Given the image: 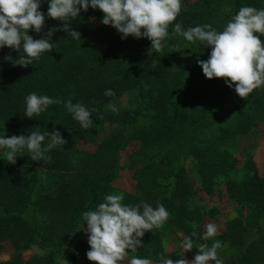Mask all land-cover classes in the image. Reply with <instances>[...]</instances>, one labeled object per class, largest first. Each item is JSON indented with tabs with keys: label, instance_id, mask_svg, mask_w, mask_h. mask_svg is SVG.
<instances>
[{
	"label": "trees",
	"instance_id": "obj_1",
	"mask_svg": "<svg viewBox=\"0 0 264 264\" xmlns=\"http://www.w3.org/2000/svg\"><path fill=\"white\" fill-rule=\"evenodd\" d=\"M48 3H41L46 17L41 33L29 31L33 39L63 27V22L47 17ZM242 6L264 9V0H182L181 12L157 55L150 40L122 39L116 29L102 24L103 13L91 7L70 21L81 40L62 30L55 32L52 52L43 53L27 68L15 65L20 53L0 49V136L55 129L67 141L46 153L50 160L32 161L25 149L15 164L0 165V253L4 241L14 250L0 264H64L68 252L90 249L87 235L78 239L82 227L87 228L83 213L113 194V168L128 141L138 143L130 156L136 193L121 194L125 205L141 201L154 208L164 205L169 212L164 227L182 239L195 231L194 246L221 241L218 255L224 264H264V175L252 168L251 174L223 182L236 215L209 240L202 239L204 220L214 213L201 204V196L213 197L217 179L233 168L226 143L264 125V86L242 99L235 85L229 88L223 79H207L197 61H206L211 48L173 31L175 23L182 30L207 24L223 31ZM89 16L98 20L94 29ZM260 39L264 43V36ZM107 89L115 95L106 96ZM33 92L71 98L96 109L92 126L82 128L63 104L26 117L25 98ZM124 93L132 95L131 107L112 111L108 105ZM103 124L117 125L118 130L92 150L85 149L82 142H91L95 127ZM179 161L182 165L176 168ZM253 230L258 238L248 241ZM141 243L136 256L153 264H160L161 257L182 258L166 251L159 228L145 232ZM33 245L45 254H37ZM228 251L232 253L227 255Z\"/></svg>",
	"mask_w": 264,
	"mask_h": 264
},
{
	"label": "clouds",
	"instance_id": "obj_2",
	"mask_svg": "<svg viewBox=\"0 0 264 264\" xmlns=\"http://www.w3.org/2000/svg\"><path fill=\"white\" fill-rule=\"evenodd\" d=\"M41 3L42 0H0V49L7 47L20 53L15 65L27 68L43 53L52 52L54 43L51 38L57 31L62 30L73 39L81 40V34L71 30L70 21L78 18L81 10L87 12L89 7L99 9L103 13L102 24L116 29L122 39L129 36L147 38L151 41V50L159 52L169 37V26L176 21L182 8V0H49L47 17L63 22V27L50 29L43 38L33 39L29 31L39 34L45 25ZM173 31L189 42H204L211 48L206 61H197L207 79H223L229 88L235 85L234 91L242 99L264 86V43L260 39L264 36V9L242 6L223 31L207 24L182 30L179 23H175ZM105 95L114 96L115 93L107 89ZM25 104V116L30 119L50 105L63 104L84 129L92 126V111H96L89 110L82 103H73L71 98L53 99L35 92L25 98ZM108 107L116 111L114 105ZM66 143L55 129L52 132L36 130L28 135L0 136V149L6 150L4 154L11 164L16 163L18 154L25 149L32 161L50 160L46 153ZM123 200L119 193L108 194L95 209L83 213L90 246L86 256L92 264H125L126 261L127 264H153L152 260L138 256L128 260L129 252L135 253L141 248L145 232L160 228L168 220L169 212L162 204L154 208L143 201L125 205ZM217 232V226L209 223L202 239L209 240ZM195 236L197 233L193 231L180 243L184 253L198 249L191 261L184 256L175 261L161 257L160 264H224L218 255L221 241L216 240L210 246H194L192 237ZM32 247L37 254H45L37 245Z\"/></svg>",
	"mask_w": 264,
	"mask_h": 264
},
{
	"label": "rangeland",
	"instance_id": "obj_3",
	"mask_svg": "<svg viewBox=\"0 0 264 264\" xmlns=\"http://www.w3.org/2000/svg\"><path fill=\"white\" fill-rule=\"evenodd\" d=\"M89 25L91 29H94L98 26V20L94 16H89ZM153 52L157 55L159 52H156L154 49ZM132 95L124 93L120 96H117L111 104L115 108H128L131 107ZM117 125L103 124L96 126L94 132L92 133L91 142H82V146L87 150H92L93 145L102 141L104 138L112 135L117 131ZM207 137V134L205 135ZM226 147L230 152L231 160L233 161V168L226 176H220L218 180L219 184L216 187L217 191L213 197H207L205 195L201 196V204L207 206L214 213L213 217H206L204 220V225L213 223L217 226L218 232L223 231L226 221L235 217L236 213L234 211L235 207L232 206V202L228 199L225 193L224 181L228 179H238L242 178L246 174L252 173V168L255 169V172L263 176L264 175V125L258 124L253 127L246 135L237 136L236 138L228 141ZM138 148V143L136 141H128L122 145L120 152L118 153L117 165L114 166V176L115 179L111 182V193L113 194H123L136 193L134 177V167L131 165V153L136 151ZM6 150L0 149V165L7 166V158L4 154ZM182 165V161H179L178 164L174 163L176 168ZM164 189V188H163ZM165 223L159 228L161 229L163 244L166 251L177 252L181 257L184 256L187 260L191 261L194 256L197 254L198 249L193 248L190 252L184 253V250L180 247V243L183 240L180 233L172 230L171 228L164 227ZM264 235V232H262ZM86 236V226L79 231L78 239H84ZM258 238V231L253 230L248 234V241L256 240ZM3 251L0 253V261L7 260L13 253V247L9 241H4L2 243ZM90 249L87 248L83 251L77 252L75 254L68 252L65 255L64 264H92L87 259L86 253ZM136 253V252H135ZM135 253L129 252L128 260L132 256H136ZM232 253V252H231ZM230 251L226 254L230 255ZM30 254L26 253L25 256L28 257ZM61 253L56 254V258H59ZM253 254L244 258L243 263H246ZM66 261V262H65ZM127 264V261L125 262ZM210 264H212L210 262Z\"/></svg>",
	"mask_w": 264,
	"mask_h": 264
}]
</instances>
